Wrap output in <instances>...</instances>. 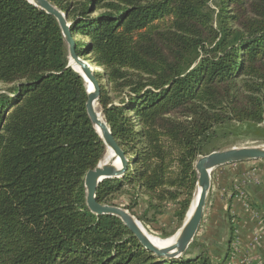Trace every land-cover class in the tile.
Masks as SVG:
<instances>
[{
  "label": "trees",
  "instance_id": "trees-1",
  "mask_svg": "<svg viewBox=\"0 0 264 264\" xmlns=\"http://www.w3.org/2000/svg\"><path fill=\"white\" fill-rule=\"evenodd\" d=\"M49 1L71 22L76 52L100 68L97 102L128 159L96 200L125 197L144 225L172 204L175 227L160 228L170 237L192 199L196 157L222 149L217 130L235 124L264 140V0ZM68 61L52 14L0 0V264H229L231 221L221 261L195 237L167 259L118 217L88 209L84 176L106 147Z\"/></svg>",
  "mask_w": 264,
  "mask_h": 264
},
{
  "label": "water",
  "instance_id": "water-1",
  "mask_svg": "<svg viewBox=\"0 0 264 264\" xmlns=\"http://www.w3.org/2000/svg\"><path fill=\"white\" fill-rule=\"evenodd\" d=\"M45 12L52 14L61 29L68 51V65L72 67L84 80L87 99L85 102L86 113L91 124L100 138L103 140L106 152L98 164L89 169L84 176L86 193V205L88 209L96 214H109L118 217L130 230L144 248L152 251L155 256L167 259H179L192 243L198 232L202 218L206 198L211 185V172L213 169L238 162L261 160L264 161V145L259 146H231L224 149L214 150L205 155H199L194 162L196 171V182L189 208L186 212L182 225L164 243H155L139 227L140 222L127 209L118 205L101 204L96 200V190L99 183L107 178H118L124 173L128 159L123 150L114 140L110 127L102 116L98 115L96 104L100 96V85L90 70V64L76 52L75 41L72 37L71 22L66 18V13L53 5L49 0H27ZM72 62L79 65L80 71L76 70ZM88 84L91 89L88 90ZM99 128V130L97 129Z\"/></svg>",
  "mask_w": 264,
  "mask_h": 264
},
{
  "label": "crops",
  "instance_id": "crops-1",
  "mask_svg": "<svg viewBox=\"0 0 264 264\" xmlns=\"http://www.w3.org/2000/svg\"><path fill=\"white\" fill-rule=\"evenodd\" d=\"M237 185L244 187L251 206L247 207L238 196ZM209 194L211 206L203 215L195 235L197 241L210 248L215 262L221 261L231 240V221L235 237L229 262L264 264V161H244L213 169ZM252 208L260 213L261 221L253 216Z\"/></svg>",
  "mask_w": 264,
  "mask_h": 264
},
{
  "label": "rangeland",
  "instance_id": "rangeland-1",
  "mask_svg": "<svg viewBox=\"0 0 264 264\" xmlns=\"http://www.w3.org/2000/svg\"><path fill=\"white\" fill-rule=\"evenodd\" d=\"M81 40H86V38H82ZM97 71H100L99 67ZM102 82L106 84L105 80H102ZM98 107H99V110H101L99 105ZM217 132L220 135L214 142V145L221 147L222 149L228 148L231 146L241 147V146L264 145V140L255 139L256 137L254 135H252L249 132L247 133L241 129H238L235 124H233L230 129H227V128L225 130L218 129ZM249 162H252V161H249ZM115 203L121 207H124L127 204V199L125 197L119 198L115 200ZM210 206H211L210 194L208 193L207 198H206L205 207H204V212H203L204 216L209 211ZM141 209H142V204H140L138 207L135 208L136 213H140ZM173 209H174L173 205L168 204V208L166 212L163 215H160L157 217V222L155 224L144 225L141 222L140 223L144 226V228L149 233L160 237V228H164L167 231H171L175 227L174 218L172 216ZM242 264H244V262Z\"/></svg>",
  "mask_w": 264,
  "mask_h": 264
},
{
  "label": "bare ground",
  "instance_id": "bare-ground-1",
  "mask_svg": "<svg viewBox=\"0 0 264 264\" xmlns=\"http://www.w3.org/2000/svg\"><path fill=\"white\" fill-rule=\"evenodd\" d=\"M72 65H73V67H74L76 70L80 71V67H79V65H77V64H75V63H73V62H72ZM97 69H98V66H96V65H91V64H90V70L95 71V70H97ZM87 87H88V90L91 89V85H90V84H88ZM95 107H96V110L98 111V115L101 117V113H99L100 110H99L98 105L96 104ZM97 129L99 130L98 127H97ZM106 160H107V157H105V158L103 159V161H106ZM138 225H139V227L142 229V231L148 236V238L151 239L153 242H155V243H164V242L167 241V240L165 241L166 238H160V237H158V236H155V235L149 233V232L144 228V226H143L140 222H138ZM167 238H168V237H167Z\"/></svg>",
  "mask_w": 264,
  "mask_h": 264
},
{
  "label": "built area",
  "instance_id": "built-area-1",
  "mask_svg": "<svg viewBox=\"0 0 264 264\" xmlns=\"http://www.w3.org/2000/svg\"><path fill=\"white\" fill-rule=\"evenodd\" d=\"M236 190H237V192H238V196L240 197V198H242V200L244 201V203H245V205L247 206V207H249V206H251V203H250V201H249V199H248V197H247V194H246V190L244 189V187L243 186H236ZM252 214H253V216H255L258 220H262V218H261V216H260V213L257 211V210H255V209H253L252 208ZM233 253V252H232ZM232 253H231V256H232ZM231 258V257H230ZM233 259V258H232ZM242 263V262H241ZM241 263H231V262H229V264H241Z\"/></svg>",
  "mask_w": 264,
  "mask_h": 264
}]
</instances>
